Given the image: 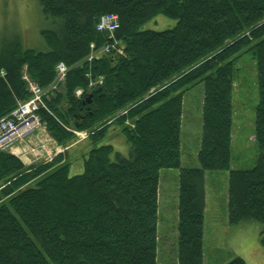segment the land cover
<instances>
[{"label":"trees","instance_id":"16d2710c","mask_svg":"<svg viewBox=\"0 0 264 264\" xmlns=\"http://www.w3.org/2000/svg\"><path fill=\"white\" fill-rule=\"evenodd\" d=\"M37 2L53 24L40 30L44 49L0 36V118L30 96L26 73L45 91L47 109L39 110L45 129L66 149L29 165L0 150V264H157L164 167L178 170L177 264H204L207 170L228 171V222H260L264 249V0ZM104 13L117 14L114 38L125 53L111 49L87 62L90 44L106 42L96 28ZM157 14L175 25L142 27ZM245 52L256 66L257 156L254 166L240 169L231 167L232 91ZM59 61L66 77L50 88ZM99 77L94 92L88 81ZM200 82L199 166H183V96ZM114 123L128 155L99 144ZM71 128L88 131L89 149L82 172L70 175L68 146L78 141ZM225 264L247 263L237 255Z\"/></svg>","mask_w":264,"mask_h":264},{"label":"rangeland","instance_id":"374dc122","mask_svg":"<svg viewBox=\"0 0 264 264\" xmlns=\"http://www.w3.org/2000/svg\"><path fill=\"white\" fill-rule=\"evenodd\" d=\"M175 23L176 19L157 14L145 21L142 27L162 30L172 27ZM52 25L51 19L44 16L37 0H0V36L3 34L17 35L21 38L24 46L44 49L45 42L40 30L50 28ZM236 67L237 72L232 91L231 167L246 169L254 166L257 156V144L254 139L255 106L258 101L255 59L250 52H245L237 60ZM90 79L93 78H89V81ZM60 81L58 78L56 79V82ZM202 96L201 82L196 83L183 96L180 139L185 166H199L196 154L201 134ZM20 112L19 116H22L26 112V107H22ZM43 124L42 122L40 127L35 129V131H40V135L37 133L38 136L45 140L40 142L39 139L36 140L39 137H32L35 131L26 137L21 136V132L16 133L22 130L24 125L22 121L13 127L14 134H16L15 140L11 141L9 151L18 156L25 165L47 160L54 151L48 150L54 141L50 142L52 137ZM77 132L74 135L82 139L78 136L81 133ZM81 132L84 133L85 130ZM106 143L112 144L115 150L128 155L129 144L121 131V125L114 123L110 126L107 135L102 138L99 144ZM58 147L61 145L56 142V149ZM87 149L89 148L86 140L76 147L70 148V152H68V160L71 162L70 175L82 172V158ZM177 188V169L161 168L158 185L157 264L178 263L176 244ZM227 189V170H207L205 172L204 264H225L237 255L241 256L247 264H264V249L260 243L263 225L258 221H246L238 225L229 224Z\"/></svg>","mask_w":264,"mask_h":264},{"label":"built area","instance_id":"2783aa9c","mask_svg":"<svg viewBox=\"0 0 264 264\" xmlns=\"http://www.w3.org/2000/svg\"><path fill=\"white\" fill-rule=\"evenodd\" d=\"M96 28L99 31L106 32V42L102 48L95 49L94 44H90L91 50L86 57L88 62H91L95 56L100 55L101 53H106L111 49L117 50L119 53L123 54V48L118 44V41L114 38V31L119 26L117 21V15L114 13H104L98 17ZM56 72L58 80H62L67 72V66L64 62L60 61L56 65ZM1 74H4V71H1ZM89 76V73H87ZM27 81V88L30 92V96L18 103V105L12 109L8 114L0 118V150L7 151L11 148L12 142L15 140V134L21 132V136L26 137L31 132L35 131L36 128L40 127L42 121L40 117L39 110L47 109L46 103L43 100V95L45 91L32 79L27 76H24ZM101 78L97 80L90 79L88 86H92L95 83H100ZM54 87V86H53ZM82 92L81 89L76 90V94L80 95ZM22 107H26V112L21 114ZM23 122L22 130L17 131L14 134L13 127L18 125V122ZM44 125V124H43ZM3 126V128H2ZM45 128V126H44ZM6 131V133H4ZM80 137H85L86 132H77ZM12 141V142H11Z\"/></svg>","mask_w":264,"mask_h":264},{"label":"crops","instance_id":"0c3cea01","mask_svg":"<svg viewBox=\"0 0 264 264\" xmlns=\"http://www.w3.org/2000/svg\"><path fill=\"white\" fill-rule=\"evenodd\" d=\"M182 118H183V113H182ZM182 118H181V127H182ZM40 131H35V133L33 134V138L34 137H39L38 136V134L40 135V133H39ZM38 133V134H37ZM180 134H181V128H180ZM45 138H46V136H45ZM200 138H201V134H200ZM200 138H199V143H200ZM39 139V140H38ZM36 140H38L39 142L40 141H45L44 139H41L40 137L39 138H37ZM85 139H82V140H78L77 142H73V144L72 145H69L68 146V150L70 149V148H72V147H74V146H77V145H79L80 143H82L83 141H84ZM54 141V143L51 145V146H49L48 147V150H54L53 151V155H55V152H57V150H58V148L56 149V141L52 138V141H50V142H53ZM75 143V144H74ZM180 150H181V139H180ZM48 152V151H47ZM197 155V154H196ZM181 164L183 165V166H185L184 164H183V153L181 152ZM177 173H178V170H177ZM226 199H227V194H226ZM205 205H206V191H205ZM205 209H206V207H205ZM204 215H205V212H204ZM204 220H205V216H204ZM205 235V234H204Z\"/></svg>","mask_w":264,"mask_h":264},{"label":"bare ground","instance_id":"6f19581e","mask_svg":"<svg viewBox=\"0 0 264 264\" xmlns=\"http://www.w3.org/2000/svg\"><path fill=\"white\" fill-rule=\"evenodd\" d=\"M117 15V14H116ZM100 16V15H99ZM119 23V22H118ZM97 31V30H96ZM116 32V31H115ZM115 37H116V35H115ZM115 39H117V38H115ZM104 42V41H103ZM103 42H102V44L101 45H103ZM105 43V42H104ZM100 45V46H101ZM99 49V46H96V49ZM123 48V47H122ZM111 51V50H110ZM117 51V50H116ZM113 52H115V51H113ZM112 53V52H111ZM124 53H125V51H124ZM106 54H108V53H106ZM60 62V61H59ZM58 62V63H59ZM88 62V61H87ZM57 63V64H58ZM81 63V62H80ZM56 64V65H57ZM66 65V64H65ZM55 69H56V66H55ZM3 71V70H2ZM67 73V72H66ZM23 76H27L28 77V74H24ZM89 76H90V74H89ZM66 77V76H65ZM55 79H57V72H56V78ZM34 81V80H33ZM36 82V81H35ZM37 83V82H36ZM38 84V83H37ZM56 84H57V82H56V80L54 81V83L50 86V88H54L55 86H56ZM99 83H95L94 85H92V86H89V87H96L97 85H98ZM39 85V84H38ZM40 86V85H39ZM54 86V87H53ZM41 87V86H40ZM42 88V87H41ZM47 88V87H46ZM77 89H81L82 90V88H77ZM76 89V90H77ZM76 90H75V94H76ZM29 91V90H28ZM53 91V90H52ZM92 92V91H91ZM81 94H82V92H81ZM80 94V95H81ZM77 95V94H76ZM80 95H77V96H80ZM26 99V98H25ZM119 114H121V112H119ZM118 114V115H119ZM72 129V128H71ZM71 131H73L74 133H76L77 131L78 132H81V131H84V130H78V129H73V130H71ZM85 132L87 133L88 131H86L85 130ZM49 134V133H48ZM50 135V134H49ZM86 136H87V134H86ZM85 136V137H86ZM50 137H51V135H50ZM85 137H82V139H84ZM78 140H82V139H80V138H77ZM66 149V147H64V146H61V147H58V150H57V152H55V154H57L58 152H63L64 150ZM54 155L52 154L50 157H48V159L47 160H44V161H49V160H51L52 159V157H53Z\"/></svg>","mask_w":264,"mask_h":264},{"label":"water","instance_id":"95a60500","mask_svg":"<svg viewBox=\"0 0 264 264\" xmlns=\"http://www.w3.org/2000/svg\"><path fill=\"white\" fill-rule=\"evenodd\" d=\"M100 89H101V87H100V86H97V87H94V88H93V91H94V92H97V91H99ZM91 94H92V93H90V94L87 96L88 101H89L90 98H91Z\"/></svg>","mask_w":264,"mask_h":264}]
</instances>
